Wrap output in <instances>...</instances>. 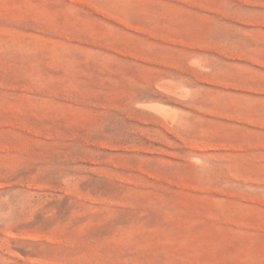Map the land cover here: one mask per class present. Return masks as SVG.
Segmentation results:
<instances>
[{"label": "rangeland", "instance_id": "1", "mask_svg": "<svg viewBox=\"0 0 264 264\" xmlns=\"http://www.w3.org/2000/svg\"><path fill=\"white\" fill-rule=\"evenodd\" d=\"M0 264H264V0H0Z\"/></svg>", "mask_w": 264, "mask_h": 264}]
</instances>
